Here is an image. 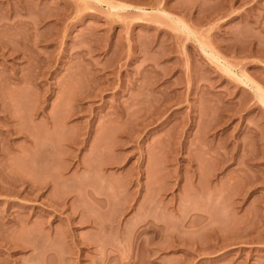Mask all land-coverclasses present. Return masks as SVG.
<instances>
[{"label": "rangeland", "instance_id": "rangeland-1", "mask_svg": "<svg viewBox=\"0 0 264 264\" xmlns=\"http://www.w3.org/2000/svg\"><path fill=\"white\" fill-rule=\"evenodd\" d=\"M0 264H264V0H0Z\"/></svg>", "mask_w": 264, "mask_h": 264}, {"label": "bare ground", "instance_id": "bare-ground-1", "mask_svg": "<svg viewBox=\"0 0 264 264\" xmlns=\"http://www.w3.org/2000/svg\"><path fill=\"white\" fill-rule=\"evenodd\" d=\"M113 9H114V7H113Z\"/></svg>", "mask_w": 264, "mask_h": 264}]
</instances>
